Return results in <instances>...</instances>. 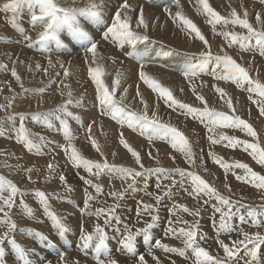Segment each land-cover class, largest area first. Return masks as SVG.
<instances>
[{
    "label": "snow or ice",
    "instance_id": "1",
    "mask_svg": "<svg viewBox=\"0 0 264 264\" xmlns=\"http://www.w3.org/2000/svg\"><path fill=\"white\" fill-rule=\"evenodd\" d=\"M189 3L193 4L198 14L206 17V22L212 26L213 34L224 38L223 45L218 47L217 53H214L210 41L206 38L200 27L183 13L180 0H175L177 8L175 13L168 8L164 9L168 18L172 20L181 32L186 33L189 39L202 42V50L191 54V61L185 66L181 73L183 78L187 81L188 88L191 90L192 95L199 101L201 106H193L176 99L172 90L163 86L158 79L145 71V61L143 58L138 60V79L151 89L153 93H156L158 98L163 99L164 103L169 108L173 109V111L178 110L179 113L185 117H190L193 120L198 119L207 130V139L212 145L227 142L226 146L228 147L235 148L237 146H243L244 150L249 152V155L257 164L264 166V147L260 146L257 132L251 123L237 114L233 98L228 95L225 88L219 86V83L211 85L214 93L218 94L219 98L226 104L227 111H218L215 108L209 107L205 96L198 90L203 88L207 83L200 79L201 74H208L217 82L230 81L237 87L244 88L249 93L248 100L251 104L256 105L259 114L264 116V83L258 78H253L250 74L252 70L238 62V59L234 58L233 55L229 54L227 51V49L231 48L233 45H239L241 50L251 51L253 50L251 42L254 40L255 45L260 49V55L264 56V11L254 13V21L258 26L254 27L252 22L253 17L250 16L247 7L244 6L243 3H241L239 7H234L229 3V8L231 10L228 16L221 15L216 11L209 3V0H189ZM25 7L30 10V23L33 28L39 27L41 29L37 33V39L35 41L32 40L31 36L24 35V41L27 47L31 48L34 45H39L38 50L46 52L49 51L47 46L48 42L54 41L57 48H62L63 44L59 34L65 28L69 29L78 40L86 42L87 46L84 49L86 53L85 63L89 65L88 77L95 86V100L100 106V115L102 117H109L120 127L121 131L118 133V143L131 155L134 166L126 167L114 163L110 164L108 162L101 145L92 135L93 127L96 123L95 120L87 125V139L90 141L91 147L99 153L101 159L93 160L81 154L80 150L73 143L75 137L70 131L64 117L74 115L69 111V106L74 105L79 107L82 103L83 96L81 94L80 98L74 97L70 90V86L64 84V88H68L69 91L67 92V98L64 99L61 104L49 111H37L30 115L32 121L49 127L51 126L53 118L60 121L63 126L64 139L67 141V144L60 145V148L64 152L67 162L74 168H83L88 173L89 177L92 178L98 179L102 174H110L115 179H119L122 182V186L126 185V189L123 191H109L108 195L113 199H122L124 191L135 187L137 178L144 179L145 186H147L148 178L155 175L157 177L155 187L157 190H160V194L148 193V195L154 198L156 204H159L164 197L171 195L172 189L178 184H187V195L194 201L199 202L202 200L204 204H207L210 199L216 201L214 211L218 214V223L216 219L213 220V226L216 228L217 233L215 242L219 249L223 250V256L211 255L205 247L201 246V241H205L207 237L200 232L199 222H193L189 226V221L180 218L176 211L170 212V215H175L176 219L168 222V226L164 231V236L181 238L183 247L169 246V244L163 242V238H156L153 240L150 233L159 217L153 214L156 211V206L151 203H144L143 201H139L140 208L137 210V216L141 217L147 214L150 217V221L144 222L142 219L136 221L137 224L144 223V227L125 225V229L121 233V238L118 241L120 250L132 254L135 264H148L145 255L139 254L136 251L138 239L143 236L145 241L153 240L147 255L151 256L156 264H161V261L152 251L153 248L163 250L165 253H176L180 257L186 259L189 258L188 252L190 251L191 256L194 257L193 264H239V254L243 249L248 257V259H245L244 264H258L259 255L262 252V246H264V232L259 230L256 232L243 231L238 233V237L242 238L236 239H232L231 233L235 228L234 221L237 218L243 223L247 217L250 219L253 227L257 229L264 227V221L260 219L264 217V203L251 206L242 203L240 200H234L231 196L221 194L216 187L212 186L205 178H202L195 169L197 167V159H199L201 167L204 165L203 155L197 157V154L193 151L192 142L189 137L177 126L163 122L158 116L157 111L149 108V105L140 92L139 84L136 86V97L139 98L140 104L143 105V109L141 111H134L129 108V105L124 103L129 89L123 87L122 79L124 73L122 71H116L111 85L105 83V68L100 63L103 57L98 54L99 44L79 22V18L81 17L88 18L96 23L101 22L104 18V14L101 10L103 5L96 3V0H88V3L83 7L76 6V0H72L71 4H62L60 0H5V2L0 3V13H11L10 20L13 27H15L16 21ZM130 13L136 14L131 15ZM110 19L111 23L105 24L102 35L103 40L110 41L120 47L128 45L133 49H135L138 44L149 41L155 42L148 34L150 24L145 18V9L143 6H138L134 9L128 0H122V3L112 13ZM217 25L223 27H227L228 25L233 27L239 26L245 29L247 34L237 31L217 32ZM152 26L163 27L159 25V18L152 22ZM20 31L23 33L24 30L20 29ZM89 53L91 54L90 59L87 56ZM171 54V51H164L162 53L164 56H169ZM127 55L132 57L134 56V52H128ZM240 59H242V57ZM18 63L22 64L24 61H18ZM113 63H116L114 59ZM56 64H60V67L63 68V64L59 60L56 61ZM56 64H54L49 57L47 68L37 63L35 69L37 71H42L45 76H48L49 69H54ZM0 68L6 69L7 65L0 64ZM32 70V67L29 66L28 71L32 72ZM55 75L58 77L60 73L56 72ZM63 75L67 78L70 75L69 70L64 69ZM258 75L259 73L257 72V77ZM11 76L15 78L24 93L32 92L33 95L39 96L38 106H42L43 94L46 92L45 87L36 89L25 88L22 77L18 74L15 67L11 69ZM51 83V78H49V84ZM56 87L59 88V85ZM118 89H122V91L119 92V99H117ZM9 91H12L11 87H9ZM59 94L61 97L65 96L63 91ZM16 98V96L10 99L5 97L6 103L0 104V111L8 112L13 106ZM149 112H151L150 115ZM17 115L21 122L18 128L17 142L21 143L29 152L35 151L37 154H43L42 148L46 143L45 138L43 135H39V142L33 139V134L30 133L24 125V121L28 118L26 114H12L6 118L15 120ZM74 118L79 119V117ZM125 127L131 129L133 132H139L142 137H146L150 149H154L157 154H159L160 149L156 148L154 142L163 141L167 143L173 150L172 153H168V157L172 160L173 164L176 163L177 159L176 155L173 153H179L184 157V161L188 167L146 166L142 153L136 150L125 137L123 131ZM218 128H238L240 131L245 132L247 136L252 137L256 142L241 140L236 136L224 135L223 133L218 134ZM112 155L115 156L116 153L113 152ZM146 155L149 159L154 160L156 165H160V160L153 155L152 150H149ZM208 156L212 158L215 164L223 168L225 172L232 169H243L244 175H236V179L251 184L264 194V175L254 171L247 163H225L222 158L218 157L211 150H209ZM58 167V163L49 162L47 164L45 180L54 179L55 175H58L60 184L71 191V187L67 184L66 175L62 171L57 173ZM20 170L28 173L24 179L30 183H36L31 173L34 170L39 171L38 169L24 167ZM204 170L207 171L206 168ZM233 174L235 175V173ZM80 179L90 188H93L97 195L103 193V186L99 183H94L93 179L83 176H81ZM164 181H169V183H164ZM224 187L231 192V188L227 183H225ZM28 194L29 193L22 190L17 183L0 175V226L6 225L7 227V230L0 235V264H4L5 248L3 247V242L5 239H8L9 243L12 245L20 264H31L26 250L18 244L14 238L9 236V234L14 232L17 228L16 223L11 219V212L16 205L17 197H19L21 210L29 216L32 214V209L24 201V197ZM31 194L37 197L39 203L48 211V194L40 190H34ZM94 199H96V196L86 193L84 200L85 208H87L88 203ZM118 206V204H113L108 207H99L96 209L94 215L97 221L103 218V226L97 222L94 224L91 231H85L83 225H81L80 240L83 248L87 249L90 243L96 240L98 241L95 243L97 252L107 249L106 241L108 237L105 227L109 226L112 221L116 223L120 222V217L116 215ZM173 209L180 210L193 217H199L201 215L199 206L190 208L186 204L176 203L173 205ZM48 214L60 235L68 231L59 217L50 211H48ZM174 225L182 226L176 227ZM21 231L26 230L21 229ZM27 231H30L35 238L41 241L47 240V237L39 232ZM224 233L228 234L227 242L219 238L220 235ZM60 255L61 260H63L64 254L61 253ZM97 264H119V261L111 258L105 261L98 258ZM172 264H176V262L172 261Z\"/></svg>",
    "mask_w": 264,
    "mask_h": 264
},
{
    "label": "rangeland",
    "instance_id": "2",
    "mask_svg": "<svg viewBox=\"0 0 264 264\" xmlns=\"http://www.w3.org/2000/svg\"><path fill=\"white\" fill-rule=\"evenodd\" d=\"M167 2H164V3H167ZM173 3H175V0H172L170 2V4H173ZM261 6H264V0H258V7H259L258 9H260ZM247 7L250 8L249 5ZM256 12H258V11H256ZM254 13L255 12H253V13L251 12L252 15L249 13L250 16L253 17V20H254ZM2 14H4V15H2ZM11 15H10V17H11ZM30 15H31L30 10L27 7H25L22 10L20 16L18 17V19L16 21V26L13 27L14 29H11V27H10L11 26V24H10L11 20L9 18H4L5 13H0V23L2 24V25H0L1 26V29H0V48L3 49V50L0 49V54H3L5 52V50H6L5 48L7 46H8L7 50L9 48H10L9 50H11V51H14L15 49L18 50L17 51L18 53L16 52V54L13 55L11 62H9L10 58L8 57L7 54L3 55L1 63L5 65L6 62H8V64H6L7 65L6 69L0 68V75L1 74L2 75L8 74L7 77H9V76L12 77L11 72H10L11 71L10 66L12 65L11 66L12 68L16 67V64H15L16 61L15 60L19 59L20 57L22 59H29L30 57L38 58L40 60L41 65L43 64L44 59L48 60L50 57L52 60H53V58H57L56 61L59 60L63 64V68H61L60 64H56V61H55L54 64H56V67L54 68V72L50 76V78L52 79L55 77L56 72H59V71L61 72V70L68 68L69 62L71 61V59L67 60L66 62L63 59L61 60V58L66 57V55H64L65 54L64 52H63L64 54L62 55V53H60L59 51L54 49V47H53L54 41L48 42L47 46H48L49 51H46V52L39 51L38 45H34L31 48L27 47L26 44H22L20 46V40L22 39L23 34L26 31V29L31 28V30H32V28H33V26L30 23ZM107 16H108V12H106L103 19H105ZM4 19H5V21H4ZM253 20H252V22H255ZM109 23H111V21ZM229 26H231V25H228L227 27H229ZM255 27H258V26L256 25ZM9 28H10V30H8ZM20 29L24 30L23 33L20 31ZM31 30L28 29V31H31ZM33 31H34V28H33ZM230 31H237V32H242L244 34H247L246 30L245 31H238L237 28L233 27V26H232V30H230ZM8 33H9V35H8ZM37 33L38 32L34 33L35 37L33 38V41H35L37 39ZM101 38L102 37H100V39ZM60 39H61V42L63 44V47H62L63 49H64V47L69 46L68 45L69 42H68L67 37H63ZM21 41L24 42L23 39ZM2 42H3V44H2ZM4 43H6V44H4ZM54 44H55V42H54ZM235 46H239V45H233L232 46V49H234L233 54L237 56ZM109 47H110L109 49H111V46H109ZM23 48L26 51H24ZM238 49H240V48L238 47ZM29 50H31V52ZM32 51H34V54ZM36 51L42 55H40ZM244 53H245V51L240 49V58L242 57V59L238 60V62L241 61L240 63H242V64H243ZM45 54H47V55L45 56ZM39 55L44 59L39 57ZM48 55H49V57H48ZM74 55H76V54H74ZM87 56H88V54H87ZM4 58H5V60H4ZM13 62H14V64H13ZM8 65H9V67H8ZM43 65L45 68H47L48 62L46 61V63H44ZM23 71L25 72V70H23ZM252 71L253 72H250V74L253 76V78H258L262 83H264V68L261 69V67H258V68H255V70L253 69ZM257 72L259 73L258 77H257ZM43 76H44V73L41 71L40 73H37V75L34 77V79L35 80L40 79ZM24 77L26 78L25 74H24ZM77 79H79V81L77 83L76 88H74L75 89L74 92L76 91L75 92L76 95L84 94L83 99H82V103L80 104V106H81L83 104L84 105L86 104V98L89 97V95L86 96V94L87 93H95V91H90V89H88L89 85H86L85 81L81 80V76L79 74L78 75L76 74V81H77ZM205 80L207 82V79H205ZM88 81L90 82V79ZM0 82H5V81L3 79H0ZM57 83L59 84V82H57ZM57 83H55V84H57ZM211 83L212 82L208 81L201 91L202 94L205 96V98L209 101L208 106L215 108L218 111H227L226 104L224 103L223 100H221L219 98L218 94L214 93V90L211 88ZM220 86L225 88L228 95L233 98V103L235 104V107L237 109V114L240 115L241 118L247 120L249 123L252 124L253 128L257 132V137H258V140L260 142V146L264 147V116H261L259 114V110H258L257 106L254 104H251V102L248 100L249 93L244 88H239L234 84H229V83H228V85L227 84H220ZM86 87H88V88H86ZM16 91H18V92L20 91L19 94H21V88L20 87ZM208 97H209V99H208ZM76 98H80V97H76ZM62 102L63 101L57 103L56 105H54L52 107L36 110L34 112L41 111V110H51V109L55 108L57 105L61 104ZM192 102L197 103V104L199 103V101H197L193 95H192V98L190 99V101L188 103L193 105V106H196ZM80 106L79 107H76L74 105L69 106V111H71L74 115L70 116V117H64V119H66L69 129L72 132L73 136L75 137V139L73 140V143L80 150L81 154L84 155L85 157L87 156V158H90V159L94 156L92 158L93 160H98V159L100 160L101 157L99 156V153H97L91 147V143L87 139V132H86L87 125L85 124V127H82L83 125L81 124V121L83 120V117L81 116V117H79V119L74 118V117H78V114H75L74 107H76L78 109V108H80ZM96 106L99 109L98 115L101 116L100 115V106L98 105L97 102H96ZM200 106L201 105H199L197 107H200ZM161 108L163 109V110L161 109V112H160L162 115L159 112H157V113H158V116L162 119V121L165 122L167 120L168 121V122L166 121L167 123H171V124L177 126L178 128H180L189 137L190 141L192 142L193 151L197 154V157H199L200 155H203L204 165L202 167L200 166L199 159H197V167H196L195 171L199 175H201L203 178H205L212 186L216 187L217 190L221 194H223L225 196H231L234 200H240L242 203H246V204H249L251 206H256V205L264 203V194H262L261 190L256 189L251 184L245 183L242 180L236 179V175H241V176L244 175L243 169H232L228 172H225V170L223 168H221L217 164H214L212 158H210L208 156V152H209V150H211L218 157L222 158L225 163L233 164L235 162H244V163H247L257 173L264 175V166L257 164L256 161L253 160L252 157L249 155V152L244 150L243 146H237L235 148H232V147L226 146L227 142H222L220 144L212 145L209 141H207V135H208L207 130L204 128L203 124H201L198 119L193 120L190 117H185L184 115H181L178 110L173 111V109L169 108L164 103V101L162 103ZM19 113H24L26 115L28 114L27 112H20V111H15V112L13 111V113L5 112V111H3V113H2V111H0V120L6 119V117L9 115L19 114ZM98 115L96 114V116H98ZM99 116H98V118L100 120L101 119H108V121L111 120L109 117L105 118V117H102V116L99 117ZM182 116H183V118H182ZM27 117L31 118L28 115H27ZM33 122L34 121H32V119H31L30 122L27 123L26 128L29 130L30 133L33 134V138L37 137V139H36L37 142H39V140H38L39 135L44 136L46 143L44 144V146L42 148V152L43 153L47 152V153L44 154L43 156H45V155H46V157L50 156L49 159L47 161H45L44 163L48 164L50 161L53 163H58V165H59V167L57 169L58 172L62 171V172H64L65 175H67L66 178L69 177V178H72V180L73 179L74 180L73 181L68 180L69 182H67V184H69V186L71 187V191H69L67 188H64L59 183L60 181H59L58 175L56 177L55 182L58 179L57 182L60 184V186L57 183L58 185L54 190H48L44 186H40V187L35 186L38 190L43 191L46 194H48L47 195L48 205H49L48 211L54 213L57 217H59L61 222L68 229V231L65 232L63 235H60L58 230L54 227L53 221H52L51 217L49 216L48 211H46L45 208L43 207V205H41L39 203L38 199L34 204L26 203L32 209L31 216L34 218L31 221H27V219L25 217V215H27V214H25V212L21 211L19 197L16 198V205H15L16 208L14 207L12 209L13 213H11V219L16 223L17 228H16V230H14V232L10 233L9 236L14 238L15 241L18 244H20L26 250V252L28 254V259L30 260V262L33 261L36 264H97L98 258L101 260H105V261H107L108 259L111 258V259L118 260L119 264H135L133 255L127 253L126 251H121L118 241L121 238V233L125 229V225H129L132 227H144L145 226L144 223L137 224L136 221L138 219H142L144 222L150 221V217L147 214H144L141 217L137 216V210L140 208L139 201H143L144 203H151V204H154L156 206V211L153 214L158 215L159 219L155 222V226L151 230V233H150L153 240L156 238H163L164 243H166V242L168 243V241H170L169 246L172 245L173 247H183V243H182L181 238H172V237H165L164 236V231H165V228L168 226V222L170 220L176 219V218H174L175 215H170V212L176 211L180 218L189 221V226L191 225V223L198 221L199 225H200V232L203 233V235L207 237V239L205 241H201V246L205 247L210 252L211 255L223 256V250L219 249L218 245L215 242L216 238H217V233H216V228L213 226V220L216 219L217 223H218V214L215 213V211H214V208L216 206V201L214 199H210L207 204H204L202 200H201V202L191 200V198L188 197V195H187V190H186L187 184H178L177 186H175L172 189L171 195L164 197L159 204H156L154 198L152 196L148 195V193L160 194V190H157L155 187L156 182H157V177L155 175L148 178L147 186H145L144 179L137 178V183H136L135 187L132 189H127L126 191H124V196L122 199L121 198L113 199L112 197H110L108 195V193H109V191H116L117 189H113L111 186H108V184H105L102 181L104 179L103 177H100L98 179L89 177L88 173L85 170H83V168H79L80 170L76 168V171H74V172L72 171V169L70 168V164L67 162L66 156L64 155V152L60 148V145H66L67 141L64 139L63 126L61 125L59 120H56L53 118L51 121L50 127L47 125H43V124L39 125L38 124L39 129H37L38 127L36 128V127L31 126V124ZM175 122H177L178 124ZM20 123L21 122L19 120L18 115H17L15 120H11V124L15 125L17 135H18V128H19ZM189 131H190V133H189ZM117 132L118 131H114V133L118 135L119 132L118 133ZM217 133L218 134L223 133L224 135H229V136H236L237 138H239L241 140H247L249 142H256L253 140L252 137L247 136V134L245 132L240 131V129H238V128H218ZM102 134H103V132H101L99 135L102 136ZM92 135L95 136V138L97 136L94 131H93ZM261 136H263V138ZM142 138H143V141H145V142L142 141L141 144H144V145H143V147L141 146V144H139L138 146H140L141 149L142 148L145 149V151H144V149H142V150L140 149L141 153L143 155L144 163H146L145 165L148 167L149 166L150 167L159 166V165H156L155 161L152 159H150L151 162L147 161L148 157H147L146 153L150 150V145H149V143H147L148 140L145 139L146 137H142ZM204 139H205V141H204ZM159 142L155 141L154 143H155L156 148L160 149V154L163 152V153H166V155H167L168 153L173 152V150L170 148V145L168 146V144L164 142L165 147H162V146H164L162 144L163 141H159ZM160 145H161V147H160ZM144 146L145 147L147 146V149ZM166 146H168L169 148ZM161 148L162 149L165 148L166 150L164 149L165 151H163ZM151 150L153 151V154L155 156H157V159L160 160V166H164V167H177L178 166V167H184V168L188 167V165L185 163V161L183 159L184 157L181 154H180V156H178V153L177 154L173 153L174 155H177L176 156L177 157L176 163L173 164L172 160L169 159L168 155L166 156V158L164 160L162 157V154L157 155V153L154 151V149H151ZM1 154H2L1 157H3L4 152L0 151V155ZM37 155H39V154H37ZM1 157H0V159H1ZM96 157H97V159H96ZM180 157L181 158L183 157V158L181 159ZM145 158H146V160H145ZM40 161L41 160H38L37 164L41 166L42 161L41 162ZM152 162L154 165L152 164ZM32 167H33V165H32ZM35 167H37V166H35ZM205 168L207 169V171L204 170ZM64 169L66 171H64ZM5 172H7V170H5ZM68 172H69V175H68ZM233 173H235V175ZM20 175L21 174L18 175V178ZM71 176H73V177H71ZM81 176H83L85 178L93 179L94 183L101 184L103 186V193L97 195L93 188H90L88 185H86L83 182L82 179H80ZM177 179H179V178H177ZM24 182H28V181L24 179L23 183ZM164 183H169V181H164ZM225 183H227L229 185V187L231 188V192H229L228 189H226L224 187ZM17 184L20 185L19 183H17ZM52 185H55L54 182ZM27 186L23 187V189L29 193L28 195L25 196V200L28 197H30L31 193L35 190L33 183H30ZM60 187L62 190L60 189ZM58 189H60L59 190L60 192L59 193L55 192V190H58ZM125 189H126V185H124L123 188H121V190L119 189L117 191H123ZM75 191H78L77 195L75 194ZM86 193H90V194L96 196V199H94L88 203L87 208H85V206H84V200H85ZM180 199H182L183 201ZM63 201L72 202L73 203V207L71 208L72 210L65 207L66 205L63 203ZM191 201H194V202H191ZM183 202L184 203L188 202V204L191 203L190 205L186 204L190 208H195V207L199 206L201 209V215L199 217H193V216H190L186 213H183L182 211L180 212L179 210L173 209L174 204H176V203L182 204ZM113 204L119 205L116 209V215L120 217V222L116 223L115 221H112L109 226L105 227V231H106L107 237H108V239L106 241L107 249L102 250L101 252H97L95 249V243L98 241H96V240H94L92 243H90V245L87 249L83 248L82 242L80 240L81 225H83L85 231H91L94 227V224L97 222H99L103 226V218H101L100 221H97L94 213H95L96 209L99 207H108V206L113 205ZM71 212L77 213V216L73 217L72 221L70 218H68V214ZM182 213H183V215H182ZM260 219L262 221H264V217H261ZM87 221H89V222L87 223ZM28 224H30V225H28ZM234 224H235V228L231 233L232 239L242 238V237H238V233H240V232H243V231L256 232L259 230V229L252 226L250 219L247 217H246L245 222H243V223H241L238 218L235 219ZM174 226L180 227L182 225H174ZM3 228H4V230L0 233V235H2L7 230L6 225H4L3 227H0V229H3ZM21 229H24L26 231H21ZM74 229H76V230L74 231ZM27 230H31V232H39V233L43 234L45 237H47V240L41 241V240L35 238L30 233V231H27ZM259 231L264 232V227L260 228ZM69 234L74 235L73 239L68 240L66 235H68L70 237ZM219 238L224 239L227 242L228 241V234L227 233L221 234ZM153 240L145 241L143 239V236L139 237V239H138V245H137L136 251L139 254L145 255L148 264H156V262L152 260V257L147 255L149 248H150L151 244L153 243ZM180 240H181V242H180ZM60 241H62V244H60ZM63 241H65V245L63 244ZM69 241H73V242H69ZM173 241L176 243H174ZM7 242H8V239H5V241L3 242V247L5 248L4 264H10V263L11 264H20L18 258L17 259L11 258V255H10L11 251L6 246ZM177 242H178V244H177ZM54 243H55V245H54ZM67 244L69 247L71 246V247H74L76 249L62 247V246H66ZM10 247L13 249L11 244H10ZM30 247H31V249H30ZM47 247H52V249L49 250L48 252H43V251H46ZM210 247L213 250H211ZM103 251H104V254H103ZM152 251L159 258V260L161 261V264H172V261H175L176 264H193L194 257L191 256L190 251L188 252V257H189L188 259H186L184 257H180L176 253H165L163 250H160V249L153 248ZM32 252H35V253L32 254ZM58 253L64 254L63 260H61V255H58ZM13 254H14V252H13ZM239 256H240L239 264H244L245 259H248L247 255L243 251V249L241 250ZM38 257H40V258H38ZM258 264H264V246H262V252L259 255Z\"/></svg>",
    "mask_w": 264,
    "mask_h": 264
},
{
    "label": "bare ground",
    "instance_id": "3",
    "mask_svg": "<svg viewBox=\"0 0 264 264\" xmlns=\"http://www.w3.org/2000/svg\"><path fill=\"white\" fill-rule=\"evenodd\" d=\"M171 1L172 0H170V1L169 0H129L128 1L134 9H136L138 6L144 7L145 18H146V20L149 21V24H150L148 34L150 35V37H152V40L155 41V42L149 41V42H145L142 44H138L135 49L131 48L128 45H125L124 47H120V46H118V45H116L110 41H105L102 38L100 39V37H102V35H103L105 24H107L111 21L110 18H111L112 13L119 7V5L122 3V0H96V3L103 5L101 10H102L104 16H105L106 12H108V16L99 23L93 22L92 20L85 18V17L79 18L80 25L99 44L98 54H99V56L103 57V59L100 61V63L105 68V76H104L105 83H107L108 85H111V82H112L113 78L115 77L117 70H120L124 73V76L122 79L123 87L129 89L128 95H127L124 103L129 105V108L131 110L141 111L143 109V105L140 104L139 98L136 97V86H137V84L140 85V92H141L142 96L144 97V99L146 100L147 104L149 105V108L155 109L159 113L161 112V109H162L161 106L163 103V99L158 98L156 93H153L151 91V89H149L146 85H144L138 79V71H139L138 60L140 58H143L145 61V71L149 75L158 79L163 86L168 87L170 90H172L173 95L175 96L176 99H178L182 102L188 103L190 101V99L192 98V92L188 88V83L183 78L181 73H182V70L185 68V66L191 61V59H192L191 54L197 53L200 50H202L203 45H202V42L199 40L189 39L187 37V34L181 32L180 29L177 28L176 25L172 22V20L170 18H168L167 14L164 12L165 8L170 9L173 13H175V11H177L176 4L175 3L170 4ZM3 2H5V0H0V3H3ZM60 2L62 4H65V3L71 4L72 0H60ZM164 2H167V3H164ZM87 3H88V0H76V6H79V7H83ZM209 3L214 7V9L216 11H218L221 15H224V16H228V14L231 10L229 8V3H231V5L234 7H239V5L241 3H243L244 6H246V7L249 5V7L251 9L248 7H247V9H248V12L250 14H251V12L253 13L256 11H258V12L264 11V6H261L260 9H258L259 8L258 7V0H254V1L253 0H209ZM180 4L182 6L183 13L185 15H187L190 19H192L193 22L196 23L198 27H200L202 32L205 34L206 38L210 41V43L212 45V51L214 53H217L218 47L222 46L224 43V38L221 36L213 34L212 26L206 22V17L198 14L196 11V8L193 6V4L189 3V0H180ZM130 14L135 15L136 13H130ZM2 15H4V14H2ZM10 15H11V13H5L4 18L10 19ZM157 18H159V25H162L163 27H160V26L153 27L152 26V22L155 21ZM4 21H5V19H4ZM10 24H11V26L10 25L9 26L11 27V29H14L11 22H10ZM0 25H2V24L0 23ZM253 25H254V27L256 26L255 22H253ZM235 27L237 28L238 31H245V29H241L239 26H235ZM0 29H1V26H0ZM28 29L31 30V28L26 29V31L24 32L23 37H22L23 40H24V35L31 36L32 40H33V38L35 37L34 33L40 31V28H38V27L34 28V31H33V28L31 31H28ZM8 30H10V28ZM230 30H232V26H229V27H223L221 25L216 26L217 32H219V31H230ZM8 35H9V33H8ZM59 37L60 38L67 37L68 42H69L68 43L69 46L64 47V49L63 48H57L56 44H54V42H53V47L55 50L62 53V55L65 53L64 55H66V57H62L61 60L63 59L66 62L67 60L71 59V61L69 62V66L67 68L70 72V75L67 78L64 77V75H63L64 70H61V72L59 71L60 75L58 77L55 75V77L51 79L52 83L49 84V78H50L51 74L54 72V69H49L48 76L44 75L42 78L35 80L34 77L37 75V73L41 72V71H37L35 69V65L37 63L40 64V60L38 58H35V57H30L29 59H22L20 57L19 59L15 60L16 61L15 62L16 67L15 68H16L18 74H20L22 77V82L24 84V87L29 88V89H36L39 87H45L46 92L43 94L42 106H38V100L40 99L39 96L33 95L32 92L24 93L22 89H21V94H19L20 91L18 92L16 90L20 86L17 83V81L15 80V78L10 77V76H9L10 78L7 77L8 74H3V75L1 74L0 79H3L5 82H0V104L6 103L5 97H8L9 99L12 98L13 96L17 97L13 103V106L8 110L9 113H13V111L14 112L15 111L27 112L28 113L27 115L29 117H31L30 114L36 110L49 108V107L56 105L57 103H59V102H61L67 98V92L69 91V89L64 88V84H68L70 86V90L72 91V94L74 95V97H80L81 94L76 95L75 94L76 91L74 92V90H75L74 88H76L77 83L79 81V79H77V81H76V74L77 75L79 74L81 76V80H84L85 84L89 85V88L88 87H86V88L90 89V91H95V86L91 83V81L90 82L88 81L89 80V77H88L89 65L85 63L86 53L84 50L85 47L87 46L86 42L78 40L72 34V32L67 28H65L61 31V33L59 34ZM21 40H20V46L22 44H26L25 41L22 42ZM251 43L253 46V50L245 51L244 58H243V65L245 67L250 68L251 70H253V69L255 70V68H258V67H261V69H262V68H264V56L260 55V49L258 46L255 45V41H252ZM2 44H3V42H2ZM4 44H6V43H4ZM109 46H111V49H109L110 48ZM7 47L5 48L6 50L4 49L5 52L3 54H0V63L2 61V57L4 54L8 55V57L10 58V61L9 60L8 61L11 62L13 55L16 54V52L18 51L17 49H15L14 51H11V50H9L10 48L7 50ZM238 47L239 46H235L237 56L233 54L234 49H232V47L228 48L227 51L229 52V54L233 55L234 58H237L238 60H240V49H238ZM1 50H3V49H1ZM24 51H26V50L24 49ZM29 51L31 52V50H29ZM164 51H171L172 54L169 56H164V55H162V53ZM32 52L34 54V51H32ZM128 52H134V56H132V57L128 56L127 55ZM37 53H39V52H37ZM74 54H76V55H74ZM40 55H42V54H40ZM40 55H39V57H41ZM46 55L47 54H45V56ZM48 57H49V55H48ZM88 58L89 59L91 58L90 53L88 54ZM42 59H44V58H42ZM56 59L57 58H53V60H52L53 63H55ZM113 59L116 61V63H113ZM4 60H5V58H4ZM18 61H24V63L21 64V63H18ZM46 61L48 62L47 59H44L43 64L46 63ZM6 64H8V62H6ZM13 64H14V62H13ZM43 64H42V66L44 67ZM11 66H10V68L12 69ZM29 66L32 67V69H33L32 72L28 71ZM8 67H9V65H8ZM47 67H48V65H47ZM23 70H25V72ZM251 72H253V71H251ZM24 74H25L26 78L24 77ZM200 79H202L204 81H206L205 79H207V82L208 81L212 82L211 85L214 83H219V86H220V84H227V85H228V83L232 84L230 81L225 82V83H224V81L217 82L208 74H201ZM57 82H59V84ZM55 83H57V84H55ZM57 85H59V88L56 87ZM9 87H11L12 91H9ZM182 89H183V91H182ZM202 89L203 88H200L198 90L202 91ZM61 91H63L65 93L64 97H61V95L59 94ZM120 91H122V89H118L117 99H119V92ZM88 95H89V97L86 98V104L85 105L84 104L81 105L80 108H78V109L76 107H74L75 114H78V117H81V116L83 117V120L81 121V124L83 125L82 127H85V124L88 125L89 123H92L93 120H95L96 123L93 127V131L97 135L96 139L98 140V143L101 145V148L104 151V154L107 157L108 162L110 164L114 163L116 165H122V166H126V167L127 166H134L133 158L131 157L130 154H128L127 150L124 149L123 146L119 145L118 135L114 133V131L120 132L121 131L120 127L112 120L108 121V119H101L102 120L101 121L98 118L99 109L96 106L95 93H87L86 96H88ZM82 96H84V94H82ZM208 99H209V97H208ZM193 104H195L196 106L200 105L199 103L198 104L193 103ZM45 111H49V110H41V112H45ZM2 113H3V111H2ZM96 114L98 116H96ZM150 114H151V112H149V115ZM99 117H101V116H99ZM182 118H183V116H182ZM30 120H31V118H27L24 121L25 127H26L27 123L30 122ZM175 123H177V122H175ZM38 124L42 125L41 123L33 122L31 124V126L37 128ZM37 129H39V127ZM93 131H92V134H93ZM123 131H124V134L126 135L125 137L127 138V140L131 143V145L136 150L139 151L141 148L138 145L141 144L143 141V138L139 134V132H133L131 129H128L127 127H125L123 129ZM101 132H103L102 136L99 135ZM189 133H190V131H189ZM17 137H18V135L16 134L15 125L11 124V120H9L7 118L0 120V151L4 152L3 157H1L3 153L0 155V157H1V159H0V175H3L8 179H11L13 177L11 180L15 183L16 182L19 183L20 185H18V186L22 190H24L23 187H26L30 183L29 182L23 183V180L28 175V173H26L25 171H21L20 169H22L24 167H28V166L32 167V165H33L32 168L39 170V171L34 170L31 173L33 180L36 181V183L34 184V187L35 186H39V187L44 186L48 190H54L57 187V185L60 183V182L59 183L57 182L58 179L55 182L57 175H55L54 179L45 180V176L47 174V164H45L44 162L47 161L50 156H48V155H47L48 157H46V155L43 156L47 152H45L43 154H39V155H37V153H35L34 151L29 152L27 149H25L23 147V145L21 143L17 142ZM261 137L263 138V136H261ZM33 139L36 140L37 137H34ZM205 139H204V141H205ZM207 141H208V139H207ZM143 142H145V141H143ZM162 144L164 145V142ZM143 145L144 144H141L142 147H143ZM168 146H166V147H168ZM160 147H161V145H160ZM162 147H165V145ZM145 148L147 149V146ZM142 149H144V148H142ZM164 149H162V150L165 151L166 149L165 150ZM141 150H140V152H141ZM144 151H145V149H144ZM113 152L116 153L115 156L112 155ZM159 154H160V152H159ZM161 154H162L163 159L165 160V158L168 154L166 155V153H163V152ZM178 156H180L179 153H178ZM86 158H87V156H86ZM96 159H97V157H96ZM38 160L42 161L41 166L37 164ZM145 160H146V158H145ZM147 161H150V159L148 158ZM152 164H153V162H152ZM35 166H37V167H35ZM70 168L72 169L73 172L76 171V168L72 167L71 165H70ZM65 169H64V171H66ZM5 170H7V172H5ZM57 173H59L58 170H57ZM19 174H21V175L18 178ZM68 175H69V172H68ZM71 177H73V176H71ZM101 177L104 178L102 181L105 184H108V186H111L113 189H117V190L120 189L121 190V188H123V186H124V185L122 186V182L119 179H115L110 174H102ZM68 180H72V178L68 177L67 182H69ZM53 182L55 185H52ZM59 186H60V184H59ZM60 189H61V187H60ZM60 189L55 190V192L59 193ZM35 190H38V189L35 187ZM75 194L77 195L78 191H75ZM37 199L38 198L32 194L26 200L24 197L25 203H31V204H34L37 201ZM180 200H182V199H180ZM191 200H193V199H191ZM184 202L182 204H188V202L187 203H184ZM191 202H194V201H191ZM199 202H201V201H199ZM63 203L66 205L65 207H67L68 209H71L73 207L72 202L63 201ZM190 204H188V205H190ZM11 213H13V210ZM182 215H183V213H182ZM75 216H77L76 212H71L68 214V218H70L71 221H72L73 217H75ZM25 217H26L27 221H31L34 219L32 216H29V215H25ZM174 218H176V217L174 216ZM88 222L89 221H87V223ZM28 225H30V224H28ZM0 227H3V226H0ZM3 230H4V228L0 229V233ZM75 230L76 229H74V231ZM69 235H70V237L68 235H66L68 240L73 239L74 235L73 234H69ZM69 242H73V241H69ZM169 242L170 241H168V243L167 242L166 243L169 244ZM180 242H181V240H180ZM174 243H176V242H174ZM60 244H62V241H60ZM63 244L65 245V241H63ZM177 244H178V242H177ZM54 245H55V243H54ZM6 246L11 251V253L9 252L11 255V258L17 259V254L10 247L9 241L7 242ZM62 247L74 248L71 246L69 247L68 244L66 246H62ZM30 249H31V247H30ZM51 249H52V247H47L46 251H43V252H48ZM74 249H76V248H74ZM211 250H213V249L211 248ZM13 252H14V254H13ZM34 253L35 252H32V254H34ZM60 254L61 253H58V255H60ZM103 254H104V251H103ZM38 258H40V257H38ZM31 264H36V263H34L32 261Z\"/></svg>",
    "mask_w": 264,
    "mask_h": 264
}]
</instances>
